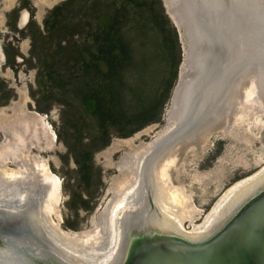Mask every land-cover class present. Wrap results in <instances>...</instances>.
I'll return each mask as SVG.
<instances>
[{
    "label": "rangeland",
    "instance_id": "rangeland-1",
    "mask_svg": "<svg viewBox=\"0 0 264 264\" xmlns=\"http://www.w3.org/2000/svg\"><path fill=\"white\" fill-rule=\"evenodd\" d=\"M188 1L195 2L0 0V188L16 181L20 189L19 197L9 198L12 189L0 197L7 231L43 200L64 236L99 242L106 211L134 180L140 153L182 117L197 67L191 58L201 49ZM260 81L242 90L241 104L250 103L237 116L229 113L199 141L174 144L161 159L168 209L183 218L182 231L201 227L228 190L264 168ZM160 155L144 169L147 183Z\"/></svg>",
    "mask_w": 264,
    "mask_h": 264
},
{
    "label": "water",
    "instance_id": "water-1",
    "mask_svg": "<svg viewBox=\"0 0 264 264\" xmlns=\"http://www.w3.org/2000/svg\"><path fill=\"white\" fill-rule=\"evenodd\" d=\"M223 1L222 5L219 4L220 8L213 0H195L192 5L188 1L185 5L193 32L205 26V12L210 14L212 11L216 15L211 21V24L216 25L210 26L214 34L205 35L206 41L212 44L209 48L211 56L205 61L191 58L194 61L193 68L200 67V72L186 90L190 92V98L184 108L183 120L178 128L165 136L163 142L150 150L151 158H148L145 168L155 155L162 153L164 145L170 146L189 137L210 118L204 117H208L210 109L207 108L204 115L202 111L198 112L199 103L205 100L201 94L205 87L218 93L230 87L231 79L244 77L250 70L262 72L261 76L264 77L263 5L251 10L249 17L245 15L253 27L250 35L251 26H241L236 21L237 17H243L240 14L246 12L245 6L240 8L239 3L246 1L236 0V8L230 7L231 11L226 6L231 5L232 0ZM256 1L262 4L261 0ZM219 11L224 13V18L220 17ZM230 18L232 21H226ZM215 37H219V40ZM205 39L203 37L201 40ZM252 57L258 61L250 62L249 58ZM226 72L230 73L227 75ZM198 91L202 96L199 103L196 101ZM27 198L29 201L31 196ZM30 202L39 204L40 201L32 199ZM42 208L43 201L38 208L32 206L31 210L20 212L16 216L18 219H15L19 221V226L14 225L16 228L13 227L11 231L2 225L9 216L0 215V264H75L60 253L45 233V218L40 215ZM156 210L148 189L142 208H127L121 215V240L111 264H264V184L241 201L199 241L185 239L184 231L167 234L151 227L150 214Z\"/></svg>",
    "mask_w": 264,
    "mask_h": 264
},
{
    "label": "bare ground",
    "instance_id": "bare-ground-1",
    "mask_svg": "<svg viewBox=\"0 0 264 264\" xmlns=\"http://www.w3.org/2000/svg\"><path fill=\"white\" fill-rule=\"evenodd\" d=\"M213 1H215L214 4L218 8H220L222 3L224 2L223 0H213ZM245 1H246V3H239V6H240V8L245 6L246 12L240 14L243 17L242 18L237 17V20H236L237 23H239V25H241V26L247 24V20L245 19V17H246L245 15H248V17H249L251 10H253L257 5H263V9H264V0H261L262 4L258 3V1H256V0H245ZM182 2L184 3V2H186V0H182ZM182 2H180L178 4H180V6L184 7V4H182ZM230 2H231V0H230ZM230 2H229V4H230ZM235 2H236V0H232L231 5H227L226 9L228 11H231V8L232 9L236 8L235 5H237V4H234ZM219 4H221V5H219ZM223 8H225V7H223ZM215 10H217V9L215 8ZM204 12L205 11H203V13ZM204 14L206 15L205 26L203 25V28L199 27V29L196 30V34L200 38L199 42L200 41L202 42V43L200 42L201 51L199 53L198 59H202L203 61L208 60L210 58L211 53H210L209 48H210V45H212L211 43L206 41L205 35H207V33H209V34L211 33V35H213L214 34L213 28H211L210 26L216 25L215 23L211 24L212 19L214 17H216V15H214V13H212V11L210 12V14H209V12H205ZM222 14L224 15V13L220 12V17H222ZM222 18H224V17H222ZM226 21H232V19L230 18V19H227ZM248 24L250 25V23H248ZM252 30H253V27L251 26V28L249 30L250 35H252V33H251ZM263 30H264V28H263ZM203 37L205 40H201V39H203ZM215 39L219 40V37H215ZM216 47H217V45H216ZM254 47L256 49V46H254ZM249 61L250 62L253 61V63H255L256 61H258V59L257 58L254 59V57H252V58H249ZM195 69H196V71L191 76L192 79L188 81V85L185 89V94L183 96L182 117L179 120L178 124H175V127L173 129L178 128L181 121L183 120L184 108L186 109V107L189 103V98H190V96H189L190 92H186V90L189 87V85L196 79V76L200 72V67L199 68L196 67ZM229 73L230 72H226L227 75ZM255 73H257L258 75H256ZM261 75H262V72L258 73L256 70H255V72H252V70H250V71H248L247 74L246 73L244 74V77L239 76V79H237V80L234 79L235 81L231 79L230 82L231 81L232 82L230 84V87L227 89L224 88L218 93H213L211 91V89H209L208 87H205V90L203 92H201V94H203V97L205 99L202 101V103H199L200 102L199 100H201L200 98H202V96L200 95V92L198 91L196 93V96H197L196 101H198V103H199L198 112L200 110V112L202 111V113H203L208 108L211 111H209L207 113L208 117L206 115L204 117L207 119L209 117L210 118L203 125L200 124V127L193 134H191L187 138H182V140L178 141L176 143V145H180L181 142H183L185 140H190V138H195V140L199 141L201 136L205 135L206 133H208L211 130L214 131L213 129H215V127H219V125L224 123V121L227 120L228 115H230L229 113H231V115L237 116L236 114H238L239 108H241L240 105L244 106V105H247L248 103H250V102H246V104H241L243 99L247 98L245 95H243L242 90L246 89V87L250 85L253 78L256 77L257 80H259V78H261L260 82H262V85H259L260 91L259 92L257 91L258 92L257 96L261 97V94L264 95V92H263V90H264V88H263L264 77ZM224 80H226V79H224ZM247 93L249 94L250 92L247 91ZM249 96H250V94H249ZM257 96L255 98L254 97L253 98L256 99ZM238 100L240 101V104L237 105L236 102ZM262 101L263 100H260L257 102L261 103ZM253 105H255V104L253 103ZM201 107H202V109H201ZM204 113H203V115H204ZM173 129H171V130H173ZM209 134H210V132H209ZM165 136L162 137L160 140H158L156 143L149 146L150 148L148 147L149 149L144 154L142 153L143 151L140 153V155H139L140 159L137 162V168L135 169L136 171L134 170V173H135L134 174V180L132 179V181L127 186H125L124 188H122L119 191V193L116 195L117 198L116 197H115L116 199L114 198L116 201L113 200L111 205L108 207V209L106 211L105 219H104L105 220V222H104L105 227H104V229H102L103 230L102 237L100 238V240L98 239L99 242H96L93 244H83V243H79V242H77L71 238L64 236V234H62L58 230V228L55 225H53L49 219L46 218L47 215H45V213L47 211L46 207H48V205L44 204V207L42 209L45 213H43V211H41L42 214L40 213V215L43 218H45V220L43 221V224L45 225L44 231L48 235V237L51 239L53 245L56 248H58L60 253L64 254L66 258L70 259L75 264H111V262L114 260V258L116 256L115 253L117 251V248H118L120 240H121V235H122V231H121V227H120L121 215L125 213L127 208L128 209L129 208H131V209L132 208H135V209L139 208L140 209L143 207L144 201L147 197V188L149 189V195L152 198L153 204H154L155 208L157 209L156 211H153L150 214L151 221H152L151 227H154V228L160 230L161 232H165L167 234H174L178 231L182 232V229H183L182 226L184 224V220L180 214H178L177 212H173L172 210L168 209V203H169V198L167 195L168 191L166 192L165 187H163V185L160 181V178H159V166L161 164V159L166 154H168L171 150H173L175 148L174 144H172L170 146L164 145L162 147V150H161L162 153L160 156H158V158L154 162L152 169L150 168L151 169L150 171L149 170L146 171V175H148V177L150 176L148 183H147V177H144L145 166H144V164H142L143 158L147 157V159H148L150 157V155L149 156H146V155L150 154L151 149H153L158 144L163 142ZM27 182H29V181H27ZM15 183H16V181L13 184L12 183L4 184V186H2L0 188V197H1V195H5V194L9 193L10 192L9 190L12 189L14 191L12 193H10L11 196H9V198L10 199L16 198V196H18V195H16V193L18 192V194H19L20 189H19V186ZM35 183H36V181H34V180L29 182L30 185L29 184L28 185L31 187V191L34 190L32 188H34L36 186ZM263 184H264V168L261 169L256 174H254L253 176L241 181L240 183H237L230 190H228L224 194V196L218 201V203L215 205V207L213 208L211 213L207 216V218L205 219V222L202 224L201 227L200 226L194 227L191 231L184 230V232H186V233H184L185 234L184 238L189 240V241H192V242L193 241H199L202 238H204L205 235H207V233L210 230L215 228L218 225V223L220 221H222V219L228 213H230L241 201H243L247 196H249L253 191H255L258 187H260ZM46 187L47 186L44 185V188H43L44 192L42 194L43 197H45V198H47V195L49 193V189H47ZM35 192H38V190H36ZM145 192H146V195H144ZM24 198L28 199L25 196H24ZM26 199H24V201ZM47 200H48V198H47ZM131 206H134V207H131ZM2 253L5 254V252H2Z\"/></svg>",
    "mask_w": 264,
    "mask_h": 264
},
{
    "label": "flooded vegetation",
    "instance_id": "flooded-vegetation-1",
    "mask_svg": "<svg viewBox=\"0 0 264 264\" xmlns=\"http://www.w3.org/2000/svg\"><path fill=\"white\" fill-rule=\"evenodd\" d=\"M194 4H195V2H194ZM40 190H41L40 193L43 194V192H44L43 188H41Z\"/></svg>",
    "mask_w": 264,
    "mask_h": 264
}]
</instances>
